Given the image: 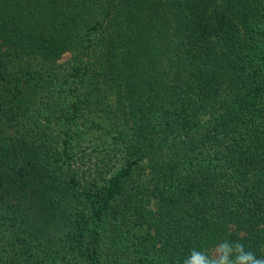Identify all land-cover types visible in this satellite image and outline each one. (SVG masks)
Masks as SVG:
<instances>
[{"label": "trees", "instance_id": "trees-1", "mask_svg": "<svg viewBox=\"0 0 264 264\" xmlns=\"http://www.w3.org/2000/svg\"><path fill=\"white\" fill-rule=\"evenodd\" d=\"M264 258V0H0V264Z\"/></svg>", "mask_w": 264, "mask_h": 264}, {"label": "clouds", "instance_id": "clouds-1", "mask_svg": "<svg viewBox=\"0 0 264 264\" xmlns=\"http://www.w3.org/2000/svg\"><path fill=\"white\" fill-rule=\"evenodd\" d=\"M183 264H264V258H257L254 253L246 252L240 242L220 243L213 254L192 249Z\"/></svg>", "mask_w": 264, "mask_h": 264}]
</instances>
